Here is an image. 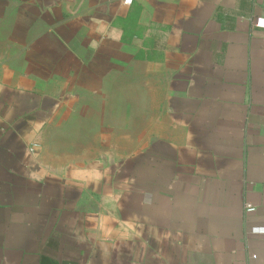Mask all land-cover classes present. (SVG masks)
I'll return each instance as SVG.
<instances>
[{"label": "crops", "instance_id": "crops-1", "mask_svg": "<svg viewBox=\"0 0 264 264\" xmlns=\"http://www.w3.org/2000/svg\"><path fill=\"white\" fill-rule=\"evenodd\" d=\"M0 264H264V0H0Z\"/></svg>", "mask_w": 264, "mask_h": 264}, {"label": "rangeland", "instance_id": "rangeland-1", "mask_svg": "<svg viewBox=\"0 0 264 264\" xmlns=\"http://www.w3.org/2000/svg\"><path fill=\"white\" fill-rule=\"evenodd\" d=\"M126 126H127V128H132V126H137V125H133V121H126ZM145 126L147 127V122L142 121L140 127L144 128ZM130 138H132V137H130ZM130 138L126 137V139H130ZM126 154H127V152H126ZM128 154H131V153H128Z\"/></svg>", "mask_w": 264, "mask_h": 264}, {"label": "built area", "instance_id": "built-area-1", "mask_svg": "<svg viewBox=\"0 0 264 264\" xmlns=\"http://www.w3.org/2000/svg\"><path fill=\"white\" fill-rule=\"evenodd\" d=\"M245 211L247 213H252V212H254V208L252 206H250V205H246L245 206Z\"/></svg>", "mask_w": 264, "mask_h": 264}]
</instances>
